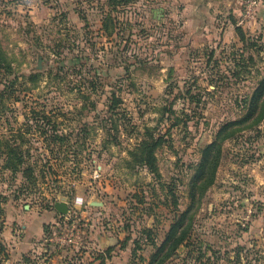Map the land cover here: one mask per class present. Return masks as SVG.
Segmentation results:
<instances>
[{
  "label": "rangeland",
  "instance_id": "374dc122",
  "mask_svg": "<svg viewBox=\"0 0 264 264\" xmlns=\"http://www.w3.org/2000/svg\"><path fill=\"white\" fill-rule=\"evenodd\" d=\"M257 1L0 0V264H264Z\"/></svg>",
  "mask_w": 264,
  "mask_h": 264
},
{
  "label": "built area",
  "instance_id": "2783aa9c",
  "mask_svg": "<svg viewBox=\"0 0 264 264\" xmlns=\"http://www.w3.org/2000/svg\"><path fill=\"white\" fill-rule=\"evenodd\" d=\"M243 3L245 5L244 20H247L255 15L259 9L260 2L257 0H243Z\"/></svg>",
  "mask_w": 264,
  "mask_h": 264
},
{
  "label": "water",
  "instance_id": "95a60500",
  "mask_svg": "<svg viewBox=\"0 0 264 264\" xmlns=\"http://www.w3.org/2000/svg\"><path fill=\"white\" fill-rule=\"evenodd\" d=\"M57 209L61 212V213H67L68 212V206L65 202H62L60 204L57 205Z\"/></svg>",
  "mask_w": 264,
  "mask_h": 264
},
{
  "label": "trees",
  "instance_id": "16d2710c",
  "mask_svg": "<svg viewBox=\"0 0 264 264\" xmlns=\"http://www.w3.org/2000/svg\"><path fill=\"white\" fill-rule=\"evenodd\" d=\"M21 162H22V160L19 159L17 162L12 163V164H10V165H6V166H7L8 168H13V169L16 170L17 168H19Z\"/></svg>",
  "mask_w": 264,
  "mask_h": 264
}]
</instances>
